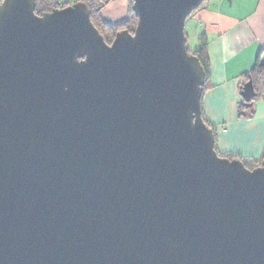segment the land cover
Masks as SVG:
<instances>
[{"label": "water", "instance_id": "95a60500", "mask_svg": "<svg viewBox=\"0 0 264 264\" xmlns=\"http://www.w3.org/2000/svg\"><path fill=\"white\" fill-rule=\"evenodd\" d=\"M132 1L111 44L84 2L0 3V264H264V159L220 156L202 117L208 0Z\"/></svg>", "mask_w": 264, "mask_h": 264}, {"label": "crops", "instance_id": "0c3cea01", "mask_svg": "<svg viewBox=\"0 0 264 264\" xmlns=\"http://www.w3.org/2000/svg\"><path fill=\"white\" fill-rule=\"evenodd\" d=\"M129 0H111L102 11L104 22L121 24L128 17ZM188 43L208 42L210 88L202 111L217 132L220 152L260 158L264 152V100L252 116L239 118L241 85L264 49V0H208L185 23Z\"/></svg>", "mask_w": 264, "mask_h": 264}, {"label": "trees", "instance_id": "16d2710c", "mask_svg": "<svg viewBox=\"0 0 264 264\" xmlns=\"http://www.w3.org/2000/svg\"><path fill=\"white\" fill-rule=\"evenodd\" d=\"M2 1L3 0H0V3ZM110 1L111 0H36V10L35 11L38 15H42L44 12L51 11L53 8L65 7V6L71 5V4L76 3V2H84L85 4L88 5V7L90 9L91 20H92L93 24L100 31V33L104 36L106 42L110 43V41H112L114 39L116 33L120 30L127 29L133 33L135 28H136L137 22H138V17L132 9L133 1L129 0V13H128L127 19L119 25H115V26L108 25L106 22L103 21L102 16H101V11L106 5H108V3ZM189 51H190V53L194 54L195 56H197L199 58L200 62L202 63V65L205 69V73H206L205 85H204V93H205L210 88V76H211L207 40L202 39L199 48H197L194 51H192V50H189ZM250 77L253 80L255 90L258 92V96L256 98H254L253 106H248L245 103V100L242 99V101L240 102L239 107H238V116L241 119L246 118L248 116H252L254 114L255 104H256L255 102H257V100L260 99L259 97H261L263 95V92H264L263 90H261L262 85L264 87V49L259 52V54L257 56V63L254 66V68L252 70H250V72L245 74V79H244L243 84L246 81H248V79ZM202 101H203V99H202ZM202 117H203L204 121L210 127H212V125L204 117L203 111H202ZM214 132H215L216 141H217V134H216L217 132L215 131V129H214ZM215 148L218 151L216 143H215ZM218 153H219V151H218ZM219 155L225 156L228 158H239L244 162L246 167L249 169H253V168L257 167L261 163V161L264 159V152H263L262 157H260V160H256V158L254 159V158H249V157H245L242 155H236V154L221 155L219 153ZM252 160H255V161H252Z\"/></svg>", "mask_w": 264, "mask_h": 264}, {"label": "rangeland", "instance_id": "374dc122", "mask_svg": "<svg viewBox=\"0 0 264 264\" xmlns=\"http://www.w3.org/2000/svg\"><path fill=\"white\" fill-rule=\"evenodd\" d=\"M74 4V3H73ZM113 41V40H112ZM112 41H110V43L109 44H111V42ZM188 47H189V50H192L193 51V49H194V47L192 46V44L191 43H188ZM261 90H263L264 91V87H263V85H262V89ZM208 91V90H207ZM206 91V92H207ZM206 92L204 93V95L206 94ZM204 95H203V98H204ZM202 98V99H203ZM243 98V97H242ZM260 99L259 100H264V92H263V95L261 96V97H259ZM259 100H257V101H259ZM255 103H257V102H255ZM256 105V104H255ZM216 131V130H215ZM217 134V133H216ZM217 142V141H216ZM217 146V145H216ZM218 149V148H217ZM218 151H219V149H218ZM217 151V152H218ZM219 153L221 154V155H230V154H236V155H240V154H238V153H236V152H226V153H222V152H220L219 151ZM255 159V158H254ZM256 160H260V158L259 159H256ZM252 161H255V160H252Z\"/></svg>", "mask_w": 264, "mask_h": 264}]
</instances>
